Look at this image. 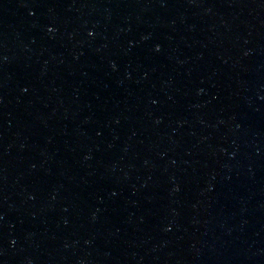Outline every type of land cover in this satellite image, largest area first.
<instances>
[{
	"label": "water",
	"instance_id": "95a60500",
	"mask_svg": "<svg viewBox=\"0 0 264 264\" xmlns=\"http://www.w3.org/2000/svg\"><path fill=\"white\" fill-rule=\"evenodd\" d=\"M0 264H264V0H0Z\"/></svg>",
	"mask_w": 264,
	"mask_h": 264
}]
</instances>
